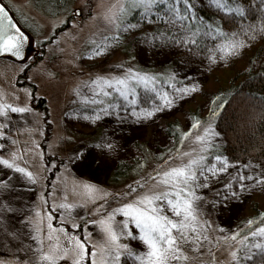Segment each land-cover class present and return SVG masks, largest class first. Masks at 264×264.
<instances>
[{
    "label": "rangeland",
    "instance_id": "1",
    "mask_svg": "<svg viewBox=\"0 0 264 264\" xmlns=\"http://www.w3.org/2000/svg\"><path fill=\"white\" fill-rule=\"evenodd\" d=\"M2 1L31 33L34 52L22 63L0 58V133H5L0 135V145H4L0 148V157L16 165L11 167L0 161V264H35L38 245H42L43 251H49L53 245L68 248L61 225L68 235L87 240L89 252L97 248L99 264L103 258L99 250L103 247V232L98 224L88 221L101 220L119 203L127 202L136 194L163 191L165 185L159 177L149 179L150 174L186 163L196 156H203L211 169L206 173L207 181L198 189L202 193L201 224L195 233L202 232L207 238L200 241L198 249L190 241L182 244V254L187 259L177 264H264V234L260 231L264 226L250 231L246 240L233 241L245 224L253 222L247 217L251 203H257L259 218L264 216V182L260 179L264 166L212 154L213 147L222 143L215 117L200 120L197 125V120L185 111L187 103L203 100L197 95L204 91L206 65L186 78L183 74L178 82L155 81L148 91L139 87L135 103L125 104L115 92L111 96L95 93L89 81L98 75L124 74L129 68L152 75L151 68L154 71L166 67L163 63L169 51H183V46H176L175 42L164 44V38L156 30L129 35L122 49L111 43L108 37L117 29L110 13L119 16L117 10L123 5L128 9L127 18L135 10L130 7L131 0ZM193 1L213 14L224 13L211 0ZM257 2L264 4V0ZM261 21H264V7L257 23ZM239 36L235 38L245 43L235 54L225 55L218 47L223 65L234 59L253 37L263 38L264 31ZM105 38L109 41L106 51L97 54L93 49L103 44ZM226 42L221 41L219 45ZM189 85H196L195 90L184 92L182 89ZM108 91L113 90L109 87ZM164 93L172 100L170 106L164 103ZM40 98L45 100L46 109L38 105ZM114 103L120 106L107 107ZM17 108L24 111H15ZM132 108L156 110L150 117L136 118L132 116ZM177 113H185L186 135L180 147L181 155L169 160L170 156L166 155L170 153L165 152L162 162H168H155L158 150L152 144L146 145L145 140L163 136L158 130L160 120ZM209 124L219 135L209 141L210 148L201 151V141L195 137ZM136 141L146 145L147 162L138 163L137 168L133 167L124 178L114 182L111 174L121 158L142 157ZM108 144L113 147L108 149L105 147ZM163 146L169 150L173 141L162 142ZM215 156L222 159L214 160ZM20 168L26 171L21 172ZM28 172L32 173L31 177ZM137 184L140 186L132 191L131 186ZM241 184L245 186L243 189ZM122 219V214H116L115 221ZM73 223L82 227L73 229ZM129 227L136 235L135 226ZM49 237H59V240ZM121 242L133 250H141L138 239L121 237ZM234 252L238 259H233ZM212 255L217 259H212ZM120 260L121 264H141L127 256ZM56 264H72L71 250L68 256L61 254ZM83 264H91V257H85Z\"/></svg>",
    "mask_w": 264,
    "mask_h": 264
},
{
    "label": "snow or ice",
    "instance_id": "2",
    "mask_svg": "<svg viewBox=\"0 0 264 264\" xmlns=\"http://www.w3.org/2000/svg\"><path fill=\"white\" fill-rule=\"evenodd\" d=\"M211 2L225 14H236L241 19L245 15V7L238 0H211ZM180 4H183L182 10L179 7ZM159 5L160 0H131L130 3L132 9H143L144 16L153 13L154 9L158 10ZM261 7H264V4H261ZM192 8L193 4L190 0H172L171 4L168 5L167 13L158 17L182 33L180 39L174 40L175 43H183L185 47H188L189 45H196L198 43L196 37L202 34L204 36L224 34L223 29L216 24L205 25L206 31L203 33L199 25L193 27L192 21L200 19L203 23V20L192 12ZM117 12L119 16L115 12L110 13L111 22L114 23L117 29L112 35L111 43L117 42L120 33L125 28L131 27L126 20L128 9L121 5ZM121 21L124 22L121 23ZM257 31H264V21L246 26L242 25L239 32L232 33L234 38L231 41L218 46L219 50L225 55L235 54L245 43L244 40L235 37L244 33L250 36ZM25 39L27 37L13 23L12 17L7 14L5 6L0 4V52L20 55ZM165 40H167V37H165ZM107 43L109 41L105 38L104 43L93 49V51H96L97 54L105 52ZM155 80V76L147 72H138L129 68L124 74L98 75L95 79L90 80L89 84L94 88L95 93L111 96L115 92L118 99L125 104H131L135 103L136 89L143 87L148 91L154 86ZM109 87L112 88V92L108 91ZM195 87L196 85H189L182 90L184 92L193 91ZM85 99L87 98L85 97ZM163 100L166 106H170L172 103L167 93L163 94ZM119 106L115 103L107 105L109 108ZM155 110V108H152L151 110L140 109L137 111L132 108L131 112L133 117L146 118L152 116ZM15 111L23 112L24 109L17 108ZM199 123V121L196 122L197 125ZM0 135H5V133H0ZM214 135H219V133H215L212 125L209 124L203 129L201 135L195 137L197 141H201V151H206L211 147L209 141L212 140ZM3 147L4 145H0V148ZM105 147L111 149L113 144H108ZM177 155H181V153L177 152ZM169 159H172V157H169ZM213 159L219 161L222 157L215 156ZM0 161L4 164H10L8 159L2 157H0ZM10 166L16 167L14 163H11ZM19 171L24 172L26 170L20 168ZM210 171L211 169L203 156L190 158L186 163L169 167L165 171L154 170L148 178L159 177L160 183L165 185L163 191L141 192L131 197L127 202L119 203L101 220H89L88 223L98 224L103 232V247L99 249L103 254V258L99 264H121L120 258L122 256L133 258L141 264H177L180 260H186L187 256L182 254L181 245L190 241L191 246L198 249L200 241L207 238L202 232L198 235L195 233L201 224L199 216L202 193H199L198 189L207 181L206 173ZM28 175L31 177L32 173L28 172ZM260 179L264 182V175ZM139 186L140 184L131 186L132 191H135V188ZM226 187L231 188V185ZM240 187L243 189L245 186L241 184ZM165 208H167V212H165ZM118 213L124 217L119 222L115 221V216ZM248 223H252V221ZM130 224L138 230L136 235L129 227ZM204 224L206 225L207 222H204ZM51 227L52 225L49 224V228ZM71 227L76 229L81 228L82 225L73 223ZM60 230L65 233V239L69 247L57 248L53 245L49 251H43L42 245H38L35 264H56L59 256L61 254L68 256L70 250L72 264H83L85 257H91V264H97V248L93 247L89 252V242L87 240H83L75 234L68 235L63 225L60 226ZM260 231L264 234V227ZM36 232L39 236V229H36ZM84 233H87L86 227H84ZM190 233L193 234L190 235ZM121 237L138 239L141 242V250L131 249L128 244L121 242ZM49 239L58 241L59 237H49ZM256 247H262V245H256ZM232 256L233 259H238L235 252Z\"/></svg>",
    "mask_w": 264,
    "mask_h": 264
},
{
    "label": "trees",
    "instance_id": "3",
    "mask_svg": "<svg viewBox=\"0 0 264 264\" xmlns=\"http://www.w3.org/2000/svg\"><path fill=\"white\" fill-rule=\"evenodd\" d=\"M171 2L172 0H160L158 10L154 9L153 13L148 16H144L143 9L132 11L126 18L131 27L125 28L120 33V38L115 42V45H120L122 49L124 40L129 35L138 32L144 34V32L148 33L153 30L158 31L164 38L162 39L165 41L164 44L180 39L182 34L158 18L159 15L167 13L168 5ZM190 2L193 4L192 12L203 20V23L200 19L192 21L193 27L199 25L203 33L206 31L205 25L216 24L223 29L224 34L211 36L202 34L196 37L198 40L196 45H189L188 51H185L187 47L183 43H175L176 46H183V51H169L166 62L163 63L166 67L157 68L154 71L151 68L152 71H150L155 76V81L178 82L180 76L184 74L186 78L197 68L199 71L200 67L205 64L204 78H206L205 87H207L206 89L204 87L205 92H200L197 95L199 99L203 100L199 103H193V101L187 103L188 108L184 110L191 119L197 121L215 117L216 124L222 133V143L220 146L213 147L215 152L211 150L212 154L225 156L231 161H254V163L264 166V37H253L243 50L225 65L222 63L223 56L218 52L219 43L230 40L232 33L239 32L242 25L257 23L261 5L258 2L255 3L256 0H238L245 7V15L241 19L236 14H213L204 5L195 4L193 0ZM179 7L182 10L183 4H180ZM123 22L121 21V23ZM108 39L111 41L112 36H109ZM190 51L192 53H189ZM190 56L194 59H191ZM32 86L35 90V85ZM38 105H43L42 109H46V102L43 98L38 99ZM184 120L185 113L183 115L177 113L163 118L160 120L161 127L158 129L163 136L145 140L146 145L152 144L158 150L154 158L155 162L164 163L165 161L162 162L165 157L163 155L168 152L170 154L166 156L170 157H174L177 152H180L186 135ZM169 141H173V146L169 150L166 146L161 147L162 142L167 144ZM145 144L139 141L135 143L136 148L140 147L139 151H141L142 157L137 155L121 158L111 174L114 182L117 183L120 177L124 178L133 167L137 168L138 163L147 162L149 151L144 149ZM159 148L161 149L159 150ZM247 217L252 218L253 222L245 224L239 230L238 235L233 239L234 243L237 240H246L245 237L250 231L264 226V216L259 218L257 203L253 202L248 206ZM213 258H215L214 255H212Z\"/></svg>",
    "mask_w": 264,
    "mask_h": 264
},
{
    "label": "water",
    "instance_id": "4",
    "mask_svg": "<svg viewBox=\"0 0 264 264\" xmlns=\"http://www.w3.org/2000/svg\"><path fill=\"white\" fill-rule=\"evenodd\" d=\"M0 4H3L5 6L7 14L12 17L13 23H15L16 26L20 29V31L24 33L25 37H27V39H25V41L23 43L20 55H15L13 53L0 52V58L11 59V60L16 61L18 63H22V62L27 60L28 56L30 55V53L33 50V37L31 36V34L26 29H24L19 24L17 19L13 16L11 10L8 8V6L2 0H0ZM76 13L78 15H80V10L76 9Z\"/></svg>",
    "mask_w": 264,
    "mask_h": 264
},
{
    "label": "flooded vegetation",
    "instance_id": "5",
    "mask_svg": "<svg viewBox=\"0 0 264 264\" xmlns=\"http://www.w3.org/2000/svg\"><path fill=\"white\" fill-rule=\"evenodd\" d=\"M14 17H15V15H14ZM16 18V17H15ZM18 20V19H17ZM19 21V23L22 25V23H21V21L20 20H18ZM23 26V25H22Z\"/></svg>",
    "mask_w": 264,
    "mask_h": 264
},
{
    "label": "bare ground",
    "instance_id": "6",
    "mask_svg": "<svg viewBox=\"0 0 264 264\" xmlns=\"http://www.w3.org/2000/svg\"><path fill=\"white\" fill-rule=\"evenodd\" d=\"M12 12V11H11ZM12 14H13V12H12ZM13 16H14V14H13Z\"/></svg>",
    "mask_w": 264,
    "mask_h": 264
}]
</instances>
